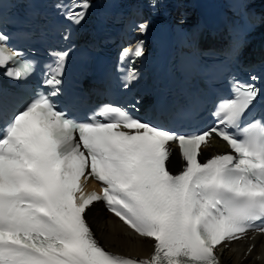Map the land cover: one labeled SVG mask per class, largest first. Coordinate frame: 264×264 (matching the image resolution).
Instances as JSON below:
<instances>
[{"label": "snow or ice", "instance_id": "1", "mask_svg": "<svg viewBox=\"0 0 264 264\" xmlns=\"http://www.w3.org/2000/svg\"><path fill=\"white\" fill-rule=\"evenodd\" d=\"M89 7L79 0L63 15L78 25ZM147 28L138 25L141 33ZM8 39L0 33V68L26 80L34 64L17 61ZM49 55V94L37 93L11 119V102L0 99V264H220L218 246L264 232V120L241 123L259 88L234 82L232 98L213 112L216 126L203 133L170 132L113 105L80 122L51 99L59 94L68 53ZM142 55L139 41L121 60ZM134 78L130 68L124 86ZM213 133L234 154L198 159ZM170 142H178L185 162L179 174L167 167ZM91 178L101 193L85 192ZM95 202L154 241L150 260L122 257L98 243L85 218Z\"/></svg>", "mask_w": 264, "mask_h": 264}, {"label": "bare ground", "instance_id": "2", "mask_svg": "<svg viewBox=\"0 0 264 264\" xmlns=\"http://www.w3.org/2000/svg\"><path fill=\"white\" fill-rule=\"evenodd\" d=\"M256 3L259 4V0ZM211 146L223 145L211 138L204 148L210 149ZM87 216L106 249L134 260L147 258L153 252L154 242L151 239L133 233L115 216L106 212L102 205L88 209ZM220 251L224 264H264V235L255 236L252 240H240Z\"/></svg>", "mask_w": 264, "mask_h": 264}]
</instances>
